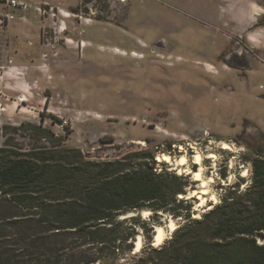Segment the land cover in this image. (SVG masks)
Here are the masks:
<instances>
[{
	"label": "rangeland",
	"instance_id": "374dc122",
	"mask_svg": "<svg viewBox=\"0 0 264 264\" xmlns=\"http://www.w3.org/2000/svg\"><path fill=\"white\" fill-rule=\"evenodd\" d=\"M23 1L26 9L0 2V16L13 15L0 26V146L6 139L35 142L30 128L16 130L30 121L91 159L148 149L158 170L186 177L178 197L188 201L182 209L191 217L210 208L188 197L199 181L158 154L177 159L183 144L192 159L200 150L203 176L212 178L208 186L217 202L235 184L242 190L251 182L250 160L264 155V0H44L55 7L46 12L43 0ZM222 140L233 149L222 148ZM149 211L145 217L134 212L141 224L128 240L132 250L105 251L103 262L94 264H127L141 253L138 234L142 247L156 246L154 224L166 227L173 218L178 227L185 221L169 212L154 220ZM17 212L1 197L0 250L14 262L33 264L30 256L54 239L42 241L41 231L26 227ZM129 215L118 216L124 233ZM18 229L30 234L18 238ZM166 231L157 248L173 236ZM63 237L66 246L77 248L76 240Z\"/></svg>",
	"mask_w": 264,
	"mask_h": 264
},
{
	"label": "trees",
	"instance_id": "16d2710c",
	"mask_svg": "<svg viewBox=\"0 0 264 264\" xmlns=\"http://www.w3.org/2000/svg\"><path fill=\"white\" fill-rule=\"evenodd\" d=\"M27 128L34 132L30 146L10 139L0 146V199L18 209L26 227L40 230L42 241L54 239L30 256L33 264L102 263L105 251L132 250L128 240L141 220L129 216L124 233L118 216L145 208L153 210L154 220L169 212L185 221L161 247L143 246L127 264H264L263 154L250 160L252 178L244 189L235 184L200 217H191L182 209L188 201L178 197L185 193L186 177L158 170L150 150L91 159L80 148L64 145L63 137L41 122L24 121L16 130ZM17 232L18 238L30 234ZM64 235L76 240L77 248L66 246ZM7 254L0 250V264H20Z\"/></svg>",
	"mask_w": 264,
	"mask_h": 264
},
{
	"label": "bare ground",
	"instance_id": "6f19581e",
	"mask_svg": "<svg viewBox=\"0 0 264 264\" xmlns=\"http://www.w3.org/2000/svg\"><path fill=\"white\" fill-rule=\"evenodd\" d=\"M220 146L224 149H229V150L233 149L232 144L224 140L220 142ZM179 148L181 150V154L177 159L173 158L168 153L158 154L157 159L170 163L173 166V168H176L178 170V173H192L193 179H195L196 181H199L200 187L198 189H193L188 194V197L196 196L198 198V201L196 202V206L198 207L200 206L203 207L206 204L208 207H212L213 206L212 204L216 203L218 199H217V196L214 193L210 192L209 190L208 182H211L212 178L206 179L203 176V170H204L203 169V161H204L203 159H205L203 156L204 154H202L200 150L195 148L196 151L193 154L192 159H189L186 154L185 146L183 144H180ZM209 156H214V153L212 152L211 155L209 154ZM191 162L198 166L196 170L190 169L189 165ZM182 195L183 194H180V196ZM208 201H211V202L208 203ZM148 212H150L148 209H143L142 210L143 216L145 217V215ZM127 214H132V213H127ZM127 214H123L122 216H125ZM154 226H155V230L153 231L154 232L153 233V245L158 246L165 240V237L167 234L166 230L168 229V230L173 231L177 227V223L173 218H169L168 220H166V227H164L161 224H154ZM135 242H136L135 248H136V251H138L142 247L141 234H138V237Z\"/></svg>",
	"mask_w": 264,
	"mask_h": 264
},
{
	"label": "built area",
	"instance_id": "2783aa9c",
	"mask_svg": "<svg viewBox=\"0 0 264 264\" xmlns=\"http://www.w3.org/2000/svg\"><path fill=\"white\" fill-rule=\"evenodd\" d=\"M7 6L11 7V8H19V9H26L27 7V4L26 2H24L23 0H5ZM42 11L46 12V11H54V6L50 5V4H47L46 2H43L42 4ZM41 9V8H40ZM60 11H63V9H60ZM67 13H65L66 15ZM13 18V15L10 14V13H6L4 15H1L0 16V26L3 25V24H7V21L9 19H12ZM64 30V28H63Z\"/></svg>",
	"mask_w": 264,
	"mask_h": 264
},
{
	"label": "water",
	"instance_id": "95a60500",
	"mask_svg": "<svg viewBox=\"0 0 264 264\" xmlns=\"http://www.w3.org/2000/svg\"><path fill=\"white\" fill-rule=\"evenodd\" d=\"M192 197H196V196H192ZM196 199H197V197H196ZM137 213H138V212H137ZM135 214H136V213L133 212V214H130L129 216H132V215H135ZM168 219H169V218H167V220H168ZM152 227H153V229L155 230V226L153 225ZM164 227H165V226H164Z\"/></svg>",
	"mask_w": 264,
	"mask_h": 264
},
{
	"label": "crops",
	"instance_id": "0c3cea01",
	"mask_svg": "<svg viewBox=\"0 0 264 264\" xmlns=\"http://www.w3.org/2000/svg\"><path fill=\"white\" fill-rule=\"evenodd\" d=\"M0 2H4V3H5V5H7V4H6V2H5V0H0ZM43 2H45V1H44V0H43V1H41V2H40V4H41V3H43ZM4 3H2V4H4ZM40 4H39V6H40ZM39 6H38V7H39ZM38 7H37V8H38Z\"/></svg>",
	"mask_w": 264,
	"mask_h": 264
},
{
	"label": "flooded vegetation",
	"instance_id": "af4514ba",
	"mask_svg": "<svg viewBox=\"0 0 264 264\" xmlns=\"http://www.w3.org/2000/svg\"><path fill=\"white\" fill-rule=\"evenodd\" d=\"M91 0H85V2H90Z\"/></svg>",
	"mask_w": 264,
	"mask_h": 264
}]
</instances>
